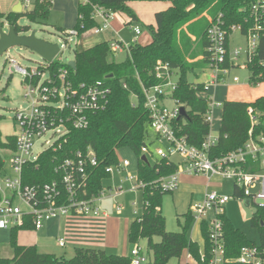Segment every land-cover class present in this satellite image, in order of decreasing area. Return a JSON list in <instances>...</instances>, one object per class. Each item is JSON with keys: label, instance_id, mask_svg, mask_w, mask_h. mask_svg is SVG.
I'll return each mask as SVG.
<instances>
[{"label": "trees", "instance_id": "obj_1", "mask_svg": "<svg viewBox=\"0 0 264 264\" xmlns=\"http://www.w3.org/2000/svg\"><path fill=\"white\" fill-rule=\"evenodd\" d=\"M129 1H170L171 5L155 14L156 23L145 25L152 40L148 44L136 41L129 43V51L125 60L118 62L112 50V43L119 40L103 41L91 47H78L75 53L76 67L68 63L54 60L49 68L52 74L60 68L69 71L68 78L75 86L82 83L93 84L103 81L109 88L108 102L102 110L90 114V124L85 129H73L58 140L55 147L45 150L35 163L25 167L24 182L31 185L44 184L59 179L61 171L58 165L78 152L84 154L93 150L97 164H88L86 167L87 184L85 193L80 197L90 198L103 191V181L111 176L106 169L109 166L119 165L118 150L131 149L137 157L139 179L146 183L142 188L143 213L137 217L129 228V241L135 245L142 239L147 240V264H167L172 258H181L187 251L198 264H210L211 241L205 223L201 225L204 238V248L194 241L189 231L194 217L188 211L183 230L172 232L167 230L166 218L162 212L163 195L167 193L159 187V179L177 171L179 163L171 159H157L154 163L143 160V146L150 147L146 141L150 125V112L146 108V98L143 87H151L162 82L156 77L155 68L159 61L168 63L173 72L179 74L177 87L172 97L178 100L187 109L186 116L177 117L173 126L178 136H184L187 142L201 147L211 133V123L207 120L210 110L206 99L198 96L204 90L203 83L189 80V74L197 70L208 68L210 55L207 50L210 42L207 30L210 19H216L220 14L226 27L242 25V32H246L252 24V8L259 0H85L78 3L77 21L74 28L80 34L85 33L100 24L94 16L95 7L107 11L122 12L130 17V23L140 22L137 13L128 5ZM52 0H34L32 8H24L22 12H0V28L7 22L13 25L17 33H27L31 27L20 24L21 18L30 21L47 20L52 6ZM207 12L210 17L203 13ZM203 15V16H202ZM248 21V23L246 22ZM61 32L66 29L60 28ZM197 34L195 42L190 34ZM264 60V34L259 37L257 57L249 63V68L255 76L264 73V67L259 63ZM264 78H253L252 85L263 82ZM137 102L132 101V96ZM252 107L257 114V121L252 124L248 114ZM221 126L218 141L210 151L213 159L221 158L228 153L243 147L252 136L264 134V95L254 101L226 100L223 103ZM3 116L0 115V122ZM158 137V136H157ZM16 147L15 135L3 138L0 127V174L5 170L7 152ZM260 157L251 167L253 171H263ZM235 197L242 196L235 185ZM224 238L226 257L234 259L239 256L243 246H252L256 242L250 240L241 229L236 227L225 214ZM264 209L258 208L253 216L252 224L259 228L260 242L264 244ZM29 230L31 227L13 229L10 243L14 250L11 259H0V264H131V257L125 255L108 254L100 248L77 247L75 255L70 258H58L54 254L40 252L36 245H21L18 243L20 230ZM159 239V240H158ZM202 252L205 260L201 259ZM224 264H240L234 261Z\"/></svg>", "mask_w": 264, "mask_h": 264}, {"label": "built area", "instance_id": "obj_2", "mask_svg": "<svg viewBox=\"0 0 264 264\" xmlns=\"http://www.w3.org/2000/svg\"><path fill=\"white\" fill-rule=\"evenodd\" d=\"M26 4L30 5V0H26ZM94 16L102 22L99 27L91 30L94 33H100L110 27V21L114 18L115 12L95 7ZM252 21L243 33L242 25L226 27L221 14L215 20L210 19V26L207 30L210 42L207 48L210 55L206 70L207 81L203 83L204 90L198 93V96L209 103L210 110L207 120L210 123L213 122L214 109L223 106L222 102L215 100L211 87H216L225 81L231 69L234 67L247 68L250 72L249 80L256 77L264 78V73L255 76L249 68V63L257 57L259 37L264 34V0H259L253 6ZM133 30L136 36L142 33L139 25L133 26ZM235 30H239L248 38L246 49L231 48L230 40ZM63 34L68 44L71 37L75 36L80 39L82 36L74 27ZM112 50L114 54L128 52L129 43L121 40L113 42ZM9 52L10 49L4 53L6 61L24 77L23 83L27 88L25 96L30 99L31 104L26 111L16 112L15 120L19 124V132L15 134L16 147L7 152V157L9 156L11 160L10 168L5 162V170L0 174V229L31 227L33 230H41L52 220L63 217L67 219L74 217L107 219L109 214L103 210L101 202L111 193V189L108 191L104 189L100 194L90 198L80 197L81 193L86 192L87 165L97 164L93 150L86 154L78 152L75 158L73 155L64 159L57 167V171L62 173L59 179L31 185L24 182V173L25 167L37 162L45 150L55 147L58 140L63 138L66 140L65 136L71 128H87L90 124V114L105 108L111 92L110 88L103 81L75 86L68 78L69 71L66 68H60L58 72L52 74L49 68L52 62L47 61L37 68H26ZM243 53L246 56V62L241 64L239 60ZM259 64L264 67V60ZM155 73L162 82L151 87H143L146 98L145 106L150 112V126L159 140L166 144L159 146L155 154L161 159H171L175 155L183 157L176 172L158 180L159 187L166 192L175 191L179 188L181 177L184 174L221 176L234 180L242 193V196L236 198L249 199L250 205L259 202L258 208L264 209V173L253 171L251 167L264 151V134L254 138L251 130L250 139L243 147L221 158H211L209 151L216 145L218 137L210 133L203 145L196 147L190 145L184 136H178L173 122L180 117L182 105L172 97L177 87V82L172 81L174 72L168 63L159 61ZM235 80H238V77H235ZM201 93L205 94L201 95ZM168 98L174 99L178 107L170 109L166 103ZM248 114L254 124L258 118L252 107H249ZM47 135H50L49 139H46L43 144H47L48 147L35 155L33 150L35 142L45 139ZM142 152L151 153L148 146H143ZM129 166L130 160L126 158L120 160L118 166L107 167L106 171L111 174L115 170L126 171V178L131 182L133 190L144 188L146 183L139 179L138 171H129ZM121 193V191H116L113 197L117 198ZM230 200L231 196L220 194L217 190H210L203 200L191 204L189 209L195 221L200 225L203 223L207 225L212 244L210 264H224L230 261L240 264H264V244L261 242L252 246H243L239 256L234 259L226 257L222 216L226 213L225 206ZM116 208L120 210L121 205L117 203ZM67 241L66 237L60 236L57 244L60 247H66ZM1 252L0 248V259ZM130 257L131 264L149 262L146 251L140 244L133 246ZM188 257L194 263L187 260L183 264H198L192 255L189 254ZM201 259L205 260L203 252Z\"/></svg>", "mask_w": 264, "mask_h": 264}, {"label": "rangeland", "instance_id": "obj_3", "mask_svg": "<svg viewBox=\"0 0 264 264\" xmlns=\"http://www.w3.org/2000/svg\"><path fill=\"white\" fill-rule=\"evenodd\" d=\"M141 13H143V18L145 22L142 24L149 25L151 22L154 23V17L151 15L150 10H148L146 3H142ZM76 3L71 1V3L66 4V6L58 1V3L53 4L50 8L49 16L47 20H39L36 22L30 21L28 18L24 17L20 19L21 25L30 26L31 29L28 32L35 31L38 38L44 39L51 43L58 44L60 47V52L56 56V60L68 63L75 59V53L78 47H89L95 45L96 43L104 40H109L110 32H103L96 36V38L90 40L89 42H82L79 38L73 36L69 44L66 41L65 35L61 32L60 26H72L76 23ZM3 30L8 31L9 25L7 22L3 25ZM151 37L149 29L144 26L143 38ZM122 37L127 41L131 37V33L128 28L124 29L122 32ZM198 38V37H197ZM195 37H190L192 42L197 40ZM231 48L241 47L246 49L248 45V38L243 35L239 30H235L232 33L230 40ZM22 66L26 68H37L40 64H45V59L36 51L31 50L24 46H14L10 48L9 52ZM127 54L126 52H118L115 54V60L121 62L125 60ZM246 62V56L243 53L239 60V63L243 64ZM198 76L195 74H189L188 78L192 82L204 83L207 81L206 75L201 71L197 72ZM238 77V80H235ZM250 72L247 68L234 67L231 69L230 74L226 77L225 81L221 82L216 90V101L225 102L226 100L237 99L241 101H254L257 97L264 95V81L257 85H251ZM24 77L15 71L13 67L9 65L6 61V54L0 56V115L3 116V120L0 122V127L3 133V138L8 135H15L19 132V124L15 120V115L17 111H26L31 104L30 99L25 95L27 88L23 83ZM178 80L177 75L172 78L173 82ZM214 87H211L213 89ZM205 93H201L204 95ZM132 101L137 102V98L133 95ZM167 105L170 109L178 107V104L174 99L167 101ZM222 109H216L215 119L211 123V135L218 137L219 135V125L221 119ZM149 135L146 141L150 144V149L154 152V155L149 154L148 159L151 163H154L159 157L155 154L156 149L159 146H165L166 144L161 140H156V135L150 125H147ZM50 135L43 140H38L35 142L33 147L34 154L37 155L48 147L47 144H43L46 139H49ZM118 155L121 160L130 159L133 163L136 161V154L129 148H122L118 150ZM262 161L264 167V151L262 153ZM183 157L180 155H175L173 160L182 161ZM6 165L10 168L11 160L8 156L6 159ZM264 173V169H263ZM126 171L115 172L104 179V188L108 191V186H111V193L116 191H121L123 195L117 199L120 204L123 205L121 217L124 219L125 215H129L130 221L136 217L142 215L143 213V194L141 189L133 190L131 182L126 178ZM209 175L200 174L197 176H192L189 174H184L181 177V184L178 189L173 192H167L163 195L162 200V212L166 218L167 230L172 232H180L183 230V226L186 221L185 214L189 211L191 203H197L203 200L205 194L210 190H217L220 194L231 196V200L227 202L225 209L226 215L230 218L232 223L241 229L244 234L252 241L256 243L260 242V231L258 227L253 226L252 219L258 210L256 202L255 204L246 205L244 201L234 197V180L230 178L214 177L211 181V185L208 187ZM133 202L137 205L134 206ZM104 203L108 204L111 209L114 206L112 198L106 197ZM137 211L134 212V211ZM118 214V213H117ZM116 212L113 211V217H116ZM118 217V216H117ZM134 217V218H133ZM64 218V217H63ZM65 220V219H64ZM63 220V224H64ZM126 225V224H125ZM74 235V228H71ZM83 238H90L95 242H102L96 244H82L76 242L74 238H69L66 247L56 246L55 244L48 243L45 244L49 248L41 249L43 252L54 254L58 258L70 259L75 255V249L77 247H88V248H100L106 250L108 254H129L131 252L133 244L128 241V231L127 226L124 228H118V223L115 224L114 219L107 220L105 226L101 227V230H94V236L89 232H78ZM34 232L32 231H21L20 235L25 236V242L29 243L28 239L32 236ZM41 233H38L40 236ZM72 235V234H71ZM190 237L203 244V236L200 231V224L194 221L190 231ZM42 239L43 236L41 235ZM159 240V239H158ZM29 241V242H28ZM141 247L146 251L147 240H141ZM0 248L2 249L1 258L11 259L14 255V250L9 242V232H0ZM186 258H172L167 264H183Z\"/></svg>", "mask_w": 264, "mask_h": 264}, {"label": "crops", "instance_id": "obj_4", "mask_svg": "<svg viewBox=\"0 0 264 264\" xmlns=\"http://www.w3.org/2000/svg\"><path fill=\"white\" fill-rule=\"evenodd\" d=\"M58 1L63 3L65 6H66V4L71 3V1L72 2L75 1V3H76V11H77V8H78V3L80 1L85 2V0H52L53 4L58 3ZM18 3H22V10H23L24 8H32L34 0H30V5L26 4V0H0V12L6 14V13L12 11V9ZM142 3H146V5H148L146 7H148L147 8L148 10H150L151 15H153V17H154V20H155V14L157 12L165 10L168 7H170V5H171L170 1H129L128 5L137 13V15H138V17L140 19V22H132V23L129 24L130 17L128 15H126L125 13H122V12H115V16L110 21L111 25H110V27L108 29H105V30H103L100 33H94V32H92V30H88V31H86L85 33L82 34L80 40L82 42H89L90 40L96 38V36H98L99 34H101L103 32H110V37L109 38H112V39L104 40V41L121 40V41H124L126 43H130L132 41H136V42H139L141 44L150 43L151 40H152V37H149V36L146 37V38L142 37L143 34H144V27H143L141 22H145V20L143 18V13H141V11H140L141 10V6L143 5ZM77 14H78V11H77ZM203 15L207 16L208 20L211 17V16H209L207 14V12L203 13ZM76 19H77V16H76ZM97 21L101 25L102 20L97 19ZM155 23H156V20H155L154 23L151 22L150 24L154 25ZM75 24L73 23L72 26H60L59 28H64V29L68 30L70 28H73L75 26ZM135 25H139L141 27V29H142V33L140 35H138V36H136V34H135L134 30H133V26H135ZM126 28H128L130 33H131V37H130V39L128 41L124 37H122V32ZM191 36L195 37V38L198 37V35L196 33L195 34H190V37ZM100 42H103V41H100ZM100 42H98V43H100ZM89 47H91V46H89ZM86 48H88V47H86ZM123 52H126V54H127V51H123ZM206 70H207V68L206 69L197 70L196 72H201L202 71L206 75ZM176 75H177V78H179V74L177 72H174L173 73V77L176 76ZM196 76H198L197 73H196ZM206 77H207V75H206ZM197 83H200V82H197ZM217 87H218V85L212 89V93H213V95L215 97V100H216ZM168 100H170V99L168 98L166 100V103H167ZM231 100L241 101V100H237V99H231ZM222 107H216L214 109L213 121L215 119L216 109H222V112H223V108ZM221 117H222V114H221ZM220 126H221V119H220L219 129H220ZM155 135H156V133H155ZM156 140H159L157 135H156ZM150 151H151V153H147L146 156L149 155V154L154 155V152L151 149H150ZM147 158H148V156H147ZM119 159H120V157H119ZM171 160H173V158H171ZM173 161H175V160H173ZM175 162L180 163V161L179 162L175 161ZM137 166H138V163H137V157H136L135 163H133L130 160V166L128 167V170L136 172V171H138V167ZM192 176H197V175H192ZM214 177H221V176H209V178H208V187L211 185V181H212V179ZM108 189H111V186H108ZM234 194H235V184H234ZM122 195H123V193H121V195L119 197L114 198L113 194L109 193L106 196V197L112 198V200L114 202V206H113L112 209H111V207H109L108 204L104 203V200H105L106 197L102 200L101 207L103 208V210H106L108 212V214H109V217L107 219H105V220L104 219H92V218L91 219L90 218H80V217H74V218H71V219H69V218L68 219L67 218L54 219L51 222H49L45 227H43L41 230H33V229L20 230L19 233H18V243L21 244V245H36L40 252H42L41 249H45V247L49 248V246H46L45 244L52 243V244H55L56 246H58L57 239L60 236L66 237L67 240L69 238H74L76 240V242L82 243V244H96V243L99 244V243H102V242H95L94 240L90 239L89 237L85 239L78 232H80V231L84 232L85 231V232L92 233L91 236H94V234H93L94 230L95 229L98 230V231L101 230V227L105 226V223L107 222V220H110V219H114L115 224L118 223V228L119 229L121 227L124 228V227L127 226V231L129 233L130 225L137 217L135 219H133L132 221H130L129 215H127V214L125 215L124 219L121 217V215L119 213H121L123 205L120 204L119 201H117V199H119ZM242 201H244V203H245V200H242ZM117 203H119L121 205V209L120 210H117V208H116ZM133 205L136 206L137 203L133 202ZM246 205H249V204H246ZM113 211H115L116 214L118 213L116 215V217H113ZM134 212L137 213L136 210ZM63 220H64V224H63ZM71 228H74V235H73V233H71L72 232ZM12 230L13 229H11V228H9V229H0V232H2V233L5 232V231L9 232V242H10V239H11ZM21 231H32V232H34V234L28 238L30 240V242L28 241L29 243L25 242V236L24 235H20ZM200 231H201V225H200ZM38 233H41V235L43 236V239H42L41 235L38 236ZM201 233H202V231H201ZM127 237H128V234H127ZM128 241H129V237H128ZM102 244H104V243H102ZM140 246H141V241H140ZM200 246H201V249L203 250V248H204V238H203V244L202 245L200 244ZM45 251L46 250H44L43 252H45ZM117 255L130 256V252H129V254H117ZM188 256H189V253L187 251H185L183 253V255H182L183 258H186V261L188 260V261L194 263L193 260H189ZM182 257H181V259H182Z\"/></svg>", "mask_w": 264, "mask_h": 264}, {"label": "water", "instance_id": "obj_5", "mask_svg": "<svg viewBox=\"0 0 264 264\" xmlns=\"http://www.w3.org/2000/svg\"><path fill=\"white\" fill-rule=\"evenodd\" d=\"M13 12H22V3H18L13 9ZM24 46L28 47L33 51L39 53L47 62H53L60 51L58 44L51 43L44 39L38 38L36 32L33 31L30 34L27 33H17L13 25H9V30L6 32L3 30V26L0 28V56H2L7 50L14 46ZM72 67H76V60L68 62ZM187 109L182 106L180 108V116H186ZM143 160L148 162L146 155H143ZM246 204L250 205V200H245Z\"/></svg>", "mask_w": 264, "mask_h": 264}]
</instances>
